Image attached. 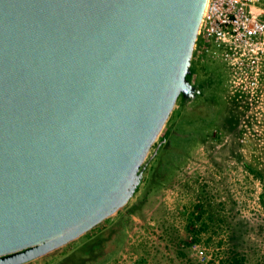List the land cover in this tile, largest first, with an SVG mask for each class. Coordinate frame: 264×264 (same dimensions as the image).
Masks as SVG:
<instances>
[{
  "label": "water",
  "instance_id": "1",
  "mask_svg": "<svg viewBox=\"0 0 264 264\" xmlns=\"http://www.w3.org/2000/svg\"><path fill=\"white\" fill-rule=\"evenodd\" d=\"M207 0H0V264L125 206L192 79Z\"/></svg>",
  "mask_w": 264,
  "mask_h": 264
},
{
  "label": "rangeland",
  "instance_id": "2",
  "mask_svg": "<svg viewBox=\"0 0 264 264\" xmlns=\"http://www.w3.org/2000/svg\"><path fill=\"white\" fill-rule=\"evenodd\" d=\"M208 48L192 60L203 95L177 100L129 202L23 264H264V65L253 89Z\"/></svg>",
  "mask_w": 264,
  "mask_h": 264
},
{
  "label": "built area",
  "instance_id": "3",
  "mask_svg": "<svg viewBox=\"0 0 264 264\" xmlns=\"http://www.w3.org/2000/svg\"><path fill=\"white\" fill-rule=\"evenodd\" d=\"M261 3L264 0H207L198 33L197 45L206 52L214 43L231 69L246 74L253 89L264 65V19L251 6Z\"/></svg>",
  "mask_w": 264,
  "mask_h": 264
},
{
  "label": "crops",
  "instance_id": "4",
  "mask_svg": "<svg viewBox=\"0 0 264 264\" xmlns=\"http://www.w3.org/2000/svg\"><path fill=\"white\" fill-rule=\"evenodd\" d=\"M251 9L254 14L258 15L260 18L264 19V3L253 5Z\"/></svg>",
  "mask_w": 264,
  "mask_h": 264
}]
</instances>
